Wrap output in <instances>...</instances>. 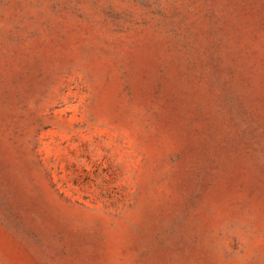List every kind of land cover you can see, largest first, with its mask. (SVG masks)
<instances>
[{
    "label": "rangeland",
    "instance_id": "rangeland-1",
    "mask_svg": "<svg viewBox=\"0 0 264 264\" xmlns=\"http://www.w3.org/2000/svg\"><path fill=\"white\" fill-rule=\"evenodd\" d=\"M0 264H264V0H0Z\"/></svg>",
    "mask_w": 264,
    "mask_h": 264
}]
</instances>
